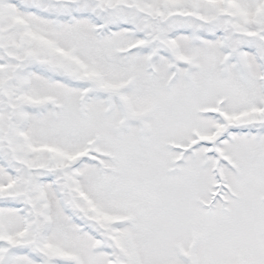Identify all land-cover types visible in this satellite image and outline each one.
<instances>
[{
	"label": "snow or ice",
	"instance_id": "6c2138e0",
	"mask_svg": "<svg viewBox=\"0 0 264 264\" xmlns=\"http://www.w3.org/2000/svg\"><path fill=\"white\" fill-rule=\"evenodd\" d=\"M0 264H264V0H0Z\"/></svg>",
	"mask_w": 264,
	"mask_h": 264
}]
</instances>
